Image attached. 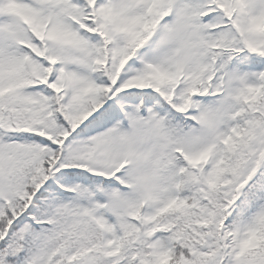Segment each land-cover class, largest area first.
<instances>
[{
    "label": "snow or ice",
    "instance_id": "snow-or-ice-1",
    "mask_svg": "<svg viewBox=\"0 0 264 264\" xmlns=\"http://www.w3.org/2000/svg\"><path fill=\"white\" fill-rule=\"evenodd\" d=\"M0 264H264V0H0Z\"/></svg>",
    "mask_w": 264,
    "mask_h": 264
}]
</instances>
